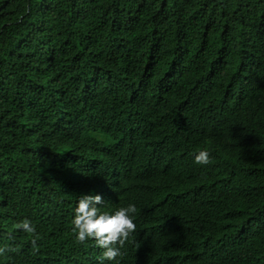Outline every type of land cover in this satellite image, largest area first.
I'll return each instance as SVG.
<instances>
[{
	"label": "trees",
	"instance_id": "obj_1",
	"mask_svg": "<svg viewBox=\"0 0 264 264\" xmlns=\"http://www.w3.org/2000/svg\"><path fill=\"white\" fill-rule=\"evenodd\" d=\"M108 74L138 79L137 153L86 128ZM87 191L136 205L118 264H163V247L264 264V0H0V247L15 249L0 264L83 261L71 219Z\"/></svg>",
	"mask_w": 264,
	"mask_h": 264
},
{
	"label": "clouds",
	"instance_id": "obj_2",
	"mask_svg": "<svg viewBox=\"0 0 264 264\" xmlns=\"http://www.w3.org/2000/svg\"><path fill=\"white\" fill-rule=\"evenodd\" d=\"M162 74L168 78L175 77L174 72L167 67L162 68ZM80 80L83 81V77ZM137 81L138 79L120 81L113 74L104 76L100 84L94 87L96 92L94 98L101 110L92 114L91 121L86 126V128L107 129L108 133L118 138V144L126 153H137L145 145L149 132V122L146 123L145 129H134L132 117L129 114L132 101L126 93L134 92ZM67 87L71 90V97H73L76 86L73 84ZM115 99L118 100V106L109 109V105ZM80 114L86 115L85 113ZM193 160L198 165L207 166L210 163V153L201 149L194 153ZM105 204L106 201L102 199V193L99 191L81 193L75 201L71 219L74 238L91 250H85L84 260H78L77 264H99L100 261L106 260L117 261V258L123 255L122 250L125 244L131 240L129 238L136 231L137 225L134 222L136 205L134 203H127L111 211L103 208ZM17 227L33 236L31 244L35 248L37 229L31 220L25 218ZM6 251H15V249L0 247V255L5 254ZM158 255L163 259V264H188V260L178 257L165 247H163V254Z\"/></svg>",
	"mask_w": 264,
	"mask_h": 264
}]
</instances>
